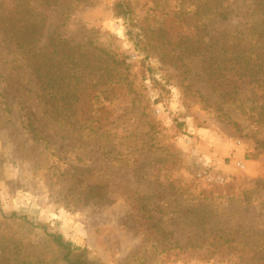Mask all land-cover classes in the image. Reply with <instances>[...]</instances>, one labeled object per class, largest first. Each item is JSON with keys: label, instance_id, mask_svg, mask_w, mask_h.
Wrapping results in <instances>:
<instances>
[{"label": "rangeland", "instance_id": "1", "mask_svg": "<svg viewBox=\"0 0 264 264\" xmlns=\"http://www.w3.org/2000/svg\"><path fill=\"white\" fill-rule=\"evenodd\" d=\"M117 1L0 0V264H263L255 0Z\"/></svg>", "mask_w": 264, "mask_h": 264}, {"label": "trees", "instance_id": "2", "mask_svg": "<svg viewBox=\"0 0 264 264\" xmlns=\"http://www.w3.org/2000/svg\"><path fill=\"white\" fill-rule=\"evenodd\" d=\"M128 6L129 4L126 0H118L114 5L116 14L125 17L130 12ZM231 39L226 70L233 72H238L239 70L249 78L253 75L264 74V0H255L254 7L248 13L244 26L232 31ZM27 126L34 138H42L32 121H29ZM9 216L13 219L30 222L26 216H21L16 211L12 212ZM39 226L44 229L46 234L57 245L68 249L67 257L78 248L73 246L71 241L65 240L61 233L49 231L47 225L39 224ZM259 252L258 250H248L246 254L242 251L239 255L240 262H244L242 264H259L260 262H256L261 259V255H258Z\"/></svg>", "mask_w": 264, "mask_h": 264}]
</instances>
